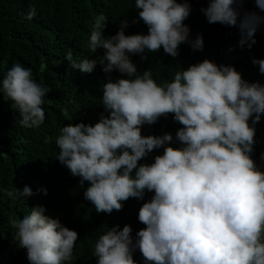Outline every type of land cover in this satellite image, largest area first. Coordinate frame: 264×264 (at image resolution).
Returning <instances> with one entry per match:
<instances>
[{"label": "clouds", "instance_id": "obj_1", "mask_svg": "<svg viewBox=\"0 0 264 264\" xmlns=\"http://www.w3.org/2000/svg\"><path fill=\"white\" fill-rule=\"evenodd\" d=\"M255 5L259 12L242 11V0H209L201 11L210 24L237 27L238 46L250 50L264 25V0ZM134 8L146 33L127 34L124 19L105 38L107 20L100 15L88 37L90 56L77 62L71 50L65 53L73 69L91 73L99 63L106 74L121 75H109L102 83L103 111L96 122L60 128L55 158L80 178L81 186L88 182L84 198L97 213L119 211L129 198L144 200L146 192L152 193L138 210L145 227L135 236L128 224L100 227L92 243L96 264H137L136 250L144 264H264V167L252 156L256 125L264 114V83L248 81L234 65L208 58L179 66L158 83L150 69L139 72L131 57L148 59L163 49L175 58L185 43L203 50V36L193 38L184 23L189 0H134ZM36 14L30 4L23 18ZM101 48L103 55H94ZM252 63L264 74V58L252 57ZM48 91L20 64L0 79V94L25 128L44 122ZM169 114L181 125L175 141L171 132L142 134L144 125ZM157 149L163 151L151 162H140ZM37 190L47 194L46 188ZM32 191L26 184L8 195L24 198ZM45 212L37 205L13 219V239L26 250L29 264H72L78 232Z\"/></svg>", "mask_w": 264, "mask_h": 264}, {"label": "trees", "instance_id": "obj_2", "mask_svg": "<svg viewBox=\"0 0 264 264\" xmlns=\"http://www.w3.org/2000/svg\"><path fill=\"white\" fill-rule=\"evenodd\" d=\"M191 12L184 21L190 27L194 38L198 33L204 40L203 50L193 51L188 44H181L175 58L165 54L149 53L148 59L140 55L131 58L139 72L150 69L158 83L169 80L175 71L190 64L211 59L217 64H231L248 81L264 83V74L252 63V57L264 58V25L256 33V44L249 50L237 42V27L219 23H208L201 11L209 0H189ZM35 5L37 14L25 20L23 14L29 5ZM242 11H257L255 0H242ZM264 15V13H260ZM106 17L103 29L105 38L119 29L120 20L127 19V34L146 33L147 26L137 20L138 10L134 0H0V79L7 69L20 64L32 70L33 78L49 91L44 97L45 120L36 128H25L10 101L0 94V264H29L26 250L13 239L12 220L21 218L29 208L43 205L46 215L59 218L67 227L78 232L73 249L72 264H96L92 256V243L101 226L131 225L132 234L145 227L138 221V210L152 193L146 192L144 200L129 198L121 210L112 213H97L90 201L84 198L88 186L85 181L73 176L69 169L55 157L58 148L55 138L64 124L94 123L103 111L100 106L102 83L108 76L116 79L121 74L113 70L102 71L97 63L91 73L73 69L65 58L71 50L73 59L79 62L90 56L88 37L97 17ZM136 22H133V21ZM98 49L94 55H103ZM92 58V57H90ZM179 125L172 114L160 117L153 125H144L143 135H161L171 132L174 136ZM178 144V142H175ZM163 149L154 150L143 162H151ZM264 153V114L256 125L253 159L264 167L261 154ZM33 191L23 197L9 196L25 185ZM46 188L47 194L37 189ZM137 264H144L139 250L133 253Z\"/></svg>", "mask_w": 264, "mask_h": 264}]
</instances>
